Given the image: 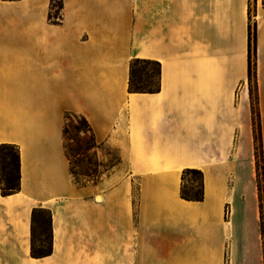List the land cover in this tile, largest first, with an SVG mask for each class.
I'll return each mask as SVG.
<instances>
[{"label": "crops", "instance_id": "obj_1", "mask_svg": "<svg viewBox=\"0 0 264 264\" xmlns=\"http://www.w3.org/2000/svg\"><path fill=\"white\" fill-rule=\"evenodd\" d=\"M255 19L264 187V8ZM250 22L249 0H0V145L21 164L19 191L0 181V264H264ZM134 59L159 63L157 91L129 92ZM68 112L119 157L97 185L73 180ZM186 169L203 200L181 197ZM34 209L51 215L43 257Z\"/></svg>", "mask_w": 264, "mask_h": 264}, {"label": "trees", "instance_id": "obj_2", "mask_svg": "<svg viewBox=\"0 0 264 264\" xmlns=\"http://www.w3.org/2000/svg\"><path fill=\"white\" fill-rule=\"evenodd\" d=\"M252 43L254 48V53H257V33L256 26H254L253 33L251 32V26L249 25V64H248V79L250 81L252 75L251 68V51ZM152 65L155 67V78L156 82L152 85H147L146 87L141 86L142 82L139 80V76L136 72L138 65ZM159 75H160V65L157 62L149 60H139L134 59L130 64V76L128 83L129 92H154L159 89ZM143 77V75H142ZM145 82L148 83V78L144 76ZM144 82V81H143ZM251 98L253 102V113H254V124H255V112L254 109L258 103V94H253L252 89L250 88ZM72 116H76L72 112H68L65 115V125L63 129L64 136V148L66 155L70 162L71 174L75 177L76 183L82 184L76 178L77 173L74 171L75 161L74 158L78 155H85V153H90L91 150L99 147L95 139L93 130L88 123V121L82 117L78 116L81 119V122L77 121L76 123L71 120ZM69 121V122H68ZM257 122H258V133L262 143V134L261 126L259 121V113L257 112ZM83 125V126H82ZM256 124H255V141H256ZM88 134V137L80 139V134ZM71 136V137H70ZM75 141L73 145L68 143L69 139ZM257 160V156H256ZM20 151L19 147L15 144L2 143L0 145V181H1V193L2 195H9L16 193L20 189V179H21V169H20ZM257 172H258V162H257ZM85 176H90L89 174L82 173ZM189 175H194L197 178L189 179ZM263 177V171H262ZM182 185L180 189V195L186 200L201 201L204 197L203 190V173L198 169H186L182 174ZM84 185V184H82ZM258 186H259V196L260 204L262 210V230L264 235V187H261L260 175L258 172ZM44 217L42 218V215ZM51 215L48 210L45 209H34L32 213V249L31 253L34 257H43L51 254L52 252V241H51ZM37 229H42L43 231L47 230V240L36 238ZM38 242V244H37Z\"/></svg>", "mask_w": 264, "mask_h": 264}, {"label": "rangeland", "instance_id": "obj_3", "mask_svg": "<svg viewBox=\"0 0 264 264\" xmlns=\"http://www.w3.org/2000/svg\"><path fill=\"white\" fill-rule=\"evenodd\" d=\"M264 8V0H249V16H250V26H251V32L253 33L255 23L254 21L255 16L261 9ZM60 9H61V2L56 1L52 3V14H50L51 18H57L60 16ZM251 68H252V75L251 79L249 81L250 88L253 91V94L255 95L257 92V60H256V54L254 53L253 43H252V51H251ZM155 67L152 65H138L136 68V72L139 76V80L142 82L141 86L146 87L147 85H152L156 82L155 78ZM143 75V77H142ZM150 77L148 78V83L145 82L144 76ZM144 81V82H143ZM255 112V124L257 127L256 130V156H257V162H258V172L260 175V183L261 187H263V177H262V171H263V154H262V143L259 137L258 133V122H257V112H258V106L254 109ZM72 116L71 120H73L75 123L78 121L81 122V119L78 117ZM69 122V121H68ZM83 126V125H82ZM88 134H80V139L88 137ZM71 137V136H70ZM68 143L73 145L75 141H73L71 138L68 140ZM106 153L108 154V159L103 160L98 155L97 148L90 151V153H85V155L76 156L74 158L75 161V168L74 171L77 173L76 178L79 180L80 183L84 185H97L99 181L102 180L105 175L108 174V169L113 166L115 163L119 161V157L117 153L113 150H106ZM82 173L89 174L90 176H85ZM73 176V175H72ZM189 179L197 178L194 175H189ZM73 180L76 182L75 177L73 176ZM81 184V185H82ZM44 217V214L42 215V218ZM47 230L43 231L42 229H37L36 231V238L37 240H47ZM38 244V242H37Z\"/></svg>", "mask_w": 264, "mask_h": 264}]
</instances>
